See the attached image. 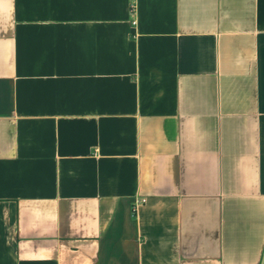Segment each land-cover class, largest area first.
<instances>
[{
	"label": "crops",
	"instance_id": "crops-1",
	"mask_svg": "<svg viewBox=\"0 0 264 264\" xmlns=\"http://www.w3.org/2000/svg\"><path fill=\"white\" fill-rule=\"evenodd\" d=\"M263 257L264 0H0V264Z\"/></svg>",
	"mask_w": 264,
	"mask_h": 264
},
{
	"label": "built area",
	"instance_id": "built-area-1",
	"mask_svg": "<svg viewBox=\"0 0 264 264\" xmlns=\"http://www.w3.org/2000/svg\"><path fill=\"white\" fill-rule=\"evenodd\" d=\"M131 11H133V12L135 11V4H132ZM134 24H135V22H134ZM145 202H146V200H137L135 203V209H137L139 207V205H141Z\"/></svg>",
	"mask_w": 264,
	"mask_h": 264
},
{
	"label": "water",
	"instance_id": "water-1",
	"mask_svg": "<svg viewBox=\"0 0 264 264\" xmlns=\"http://www.w3.org/2000/svg\"><path fill=\"white\" fill-rule=\"evenodd\" d=\"M262 264H264V257H263V260H262Z\"/></svg>",
	"mask_w": 264,
	"mask_h": 264
}]
</instances>
